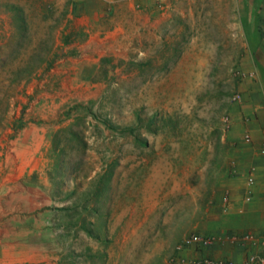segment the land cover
Segmentation results:
<instances>
[{
    "label": "rangeland",
    "instance_id": "1",
    "mask_svg": "<svg viewBox=\"0 0 264 264\" xmlns=\"http://www.w3.org/2000/svg\"><path fill=\"white\" fill-rule=\"evenodd\" d=\"M241 2L0 0V250L23 244L13 264H177L206 234L258 142L233 101L264 81ZM19 143L38 152L23 169Z\"/></svg>",
    "mask_w": 264,
    "mask_h": 264
},
{
    "label": "crops",
    "instance_id": "2",
    "mask_svg": "<svg viewBox=\"0 0 264 264\" xmlns=\"http://www.w3.org/2000/svg\"><path fill=\"white\" fill-rule=\"evenodd\" d=\"M241 3L244 8V15L249 19L248 24L251 25L248 26L251 35L247 33L246 28H243L242 32L246 39L250 36V38L258 40L257 44L255 46L251 44L250 48L251 53L260 55V60H262L264 59V0H242ZM245 91V96L243 95L245 102L236 104L241 105L243 108L242 117L247 120L245 124L250 127L258 142L255 143L254 148H247L244 161L242 160L243 164L240 161L243 172H233L231 177L224 181L222 188L226 189V197H224V192L221 197L218 196L219 194H215L217 201L212 206L213 210L203 222V233L206 234H202L220 239L212 248L207 249L209 251L208 256L211 259L233 261L235 264H243L246 254L253 253L257 255V252L258 254L262 252V257H264V250H262L264 248L259 245L232 244L227 239L229 236L248 233L259 236L264 231V156L259 157L257 155L258 147V153L260 154L264 148V114L262 110L264 107V81L250 82ZM246 135L251 136L250 133ZM32 146V144H18L17 156L22 169L26 166L25 164L31 163L38 153ZM244 175L249 179L253 178V183L250 184L249 179L247 182H241L239 176ZM247 187L250 189L249 192ZM12 195L16 196L17 201L15 200V204L18 207L28 204L25 201V199H28L26 194L23 196L22 192H13ZM20 212L22 213V211ZM12 245L10 248L2 245L0 264H13L19 261L18 255H15L16 252L13 251L17 246L23 244L16 243ZM25 246L27 247V244ZM194 250L196 249L189 248V250L181 252L177 264H193L195 260L204 258V256L195 253ZM262 260L264 261V259Z\"/></svg>",
    "mask_w": 264,
    "mask_h": 264
},
{
    "label": "built area",
    "instance_id": "3",
    "mask_svg": "<svg viewBox=\"0 0 264 264\" xmlns=\"http://www.w3.org/2000/svg\"><path fill=\"white\" fill-rule=\"evenodd\" d=\"M253 76V74L251 75ZM243 100V96L241 93H237L233 97V101L235 103H241ZM264 114V107H263ZM264 120V115H263ZM246 140L248 142L251 141V137L249 135L246 136ZM261 154L264 156V148L261 151ZM253 178H250V184L253 183ZM249 199V198H248ZM232 244H250V245H259L264 248V231L258 236L252 233L244 234V235H233L227 238ZM220 239L214 236H206L198 233L191 234L188 236L178 247L179 254L183 252L187 248H194L196 250H207L212 248L216 243H218ZM178 260V259H177ZM264 261L256 254H249L247 258L244 260L243 264H263ZM193 264H235L233 261H224V260H214L208 257L197 259L193 262Z\"/></svg>",
    "mask_w": 264,
    "mask_h": 264
},
{
    "label": "trees",
    "instance_id": "4",
    "mask_svg": "<svg viewBox=\"0 0 264 264\" xmlns=\"http://www.w3.org/2000/svg\"><path fill=\"white\" fill-rule=\"evenodd\" d=\"M22 19H23V18H21V21H22ZM22 23H23V22H22ZM22 23H21V25H20V28L22 27ZM23 29H25V28H23ZM65 39H66V40H65L66 42H69L68 37H66Z\"/></svg>",
    "mask_w": 264,
    "mask_h": 264
}]
</instances>
